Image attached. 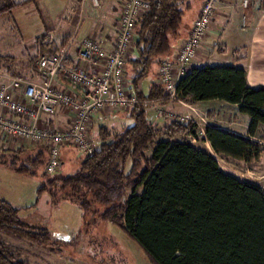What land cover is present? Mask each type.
Listing matches in <instances>:
<instances>
[{"label":"trees","instance_id":"16d2710c","mask_svg":"<svg viewBox=\"0 0 264 264\" xmlns=\"http://www.w3.org/2000/svg\"><path fill=\"white\" fill-rule=\"evenodd\" d=\"M145 1L149 8L136 23L127 63L137 102L126 118L133 124L108 126L110 118L95 122L93 154L82 157L73 176L55 177L48 181L50 189L44 186L40 190H47L55 202V187L59 188L82 209L84 219L93 205L103 206L97 219L121 226L151 264H264L263 188L224 173L212 155L184 140L195 127L193 122H158L146 111L153 103L223 101L237 105L239 113L248 116L247 134L254 137L260 127L264 133V88H250L240 68L203 65L179 79L175 101L153 82L144 92L152 65L169 54L171 40L178 36L192 0ZM28 2L35 0H9L0 8V15ZM2 60L8 57H0ZM204 132L203 141L215 155L243 162L260 156L258 147L247 139L210 126ZM43 154L29 157L25 163L11 154L10 165L35 175L44 163ZM0 230L13 231L41 246L49 243L45 229L26 224L17 209L1 198ZM0 264L25 263L15 261L0 244Z\"/></svg>","mask_w":264,"mask_h":264},{"label":"built area","instance_id":"2783aa9c","mask_svg":"<svg viewBox=\"0 0 264 264\" xmlns=\"http://www.w3.org/2000/svg\"><path fill=\"white\" fill-rule=\"evenodd\" d=\"M107 0H86L92 10L101 8ZM220 0H203L197 17L172 59L163 58L157 69V84L164 95L177 100L179 78L190 71L207 38ZM251 0H242L246 9ZM145 0H122L119 13V33L113 48L107 50L95 37L80 40L74 36L62 38L54 32L39 37V42L50 50L38 54L34 67L39 82L13 77L0 83V135L24 144L42 145L47 152L45 172L56 175L61 167V150L73 146L81 157H88L96 149V141L90 135L93 117H109L110 112L132 109L137 100L130 91L127 63L132 55L136 23L148 11ZM75 7H68L61 21L70 23ZM246 16L242 17V26ZM216 51L221 47H216ZM174 64L177 71L174 72ZM66 86H59V79ZM180 78V79H181ZM59 108L68 110V124L55 127L45 123L44 116L53 115ZM105 114V112H107ZM166 119L177 123L190 122L191 118L167 114ZM191 142L205 139L203 128L195 127Z\"/></svg>","mask_w":264,"mask_h":264},{"label":"rangeland","instance_id":"374dc122","mask_svg":"<svg viewBox=\"0 0 264 264\" xmlns=\"http://www.w3.org/2000/svg\"><path fill=\"white\" fill-rule=\"evenodd\" d=\"M193 1L198 0H192L191 2ZM88 8L92 10L89 6ZM195 10L196 6L191 5L188 10L184 11L183 17L185 16L186 18L184 17L183 19L187 20V17L193 15ZM6 24L10 33V39L13 41L11 47L14 48V50L22 51H24V48H30L32 37L26 35L23 36L21 40L16 32L10 30L11 24H9V22H6ZM44 30L45 29H42L43 32ZM70 30L69 28L68 31ZM22 51L13 54L14 56L17 55L20 57L21 54H23ZM3 52L6 51H0V53L4 54ZM37 52L38 51L29 52L33 64L36 55H38ZM215 52L218 53L217 51ZM214 56L215 55H213V57ZM221 57L222 56H220V58ZM210 64L213 65L217 63L210 62ZM18 65L19 60L15 62L2 60L0 62V69L4 71L7 69L18 70ZM20 69L26 70V67L22 66L19 70ZM31 69L32 73L37 74L34 65H32ZM206 109L209 108L196 109L199 117L195 114H181L165 110L164 108H159L156 104L149 105L146 111L151 119L153 118L151 117L153 113V120L160 118L164 120L167 118V114H177L189 118L193 117L197 119V122H200L199 125H195L204 129V124L212 125L213 123V118L209 119L210 116H206ZM128 111L130 110L110 112V117H106V119L103 120L106 121L109 118L112 120L115 119L113 123H111L112 120L109 119L110 123H108V126L115 125V127H120L121 125H132L133 123L130 119L126 118V113ZM119 112H124L125 116L116 117ZM223 112L224 114L222 113V115L225 121H228V117H231L234 113V111L230 109H225ZM107 113L108 111L105 112V114ZM96 122L100 121L97 120ZM94 125L95 121L91 123L90 135L97 141L93 128ZM259 134L264 135L263 132H259ZM257 137L252 143L258 147L260 156L258 160L250 162H243L230 157L215 155L210 149V146H206L201 138L195 140V142H191V138L187 136H184L183 139L189 142L194 148L206 151L212 155L217 161L219 168L224 173L240 181L257 184L264 190V141L261 140L262 136L258 135ZM68 147L69 148L61 152V167L58 173L49 176L45 172L47 152L42 145L24 144V146L21 147L20 143L17 141L0 135V198L16 208L18 216L26 224L34 227L39 226V228L45 229L49 234V243L41 246L25 238H21L13 231L0 230V244L4 245L7 252L15 261L25 264H68L70 260L67 255L77 257L74 264H151L141 247L121 226L97 219V215L104 211L103 206L93 205L91 207V213L87 214L84 219L82 209L75 203L66 199V194L60 192L59 188L55 187L57 190L56 196L58 198L55 202L52 200L53 198L49 195L47 190H40V188L44 186H46L47 189L51 188L48 185L49 180L55 177L67 178L73 176L79 169L82 160L77 158L80 155L75 147ZM42 150H45L44 158L42 159L44 163L38 167L35 175L19 172L10 165V160L12 159V157H10L11 154L18 156L19 163H25L26 159L29 158L28 154L30 151L39 153V151L41 152ZM137 193L140 194L141 189H139ZM85 223L89 226L86 227Z\"/></svg>","mask_w":264,"mask_h":264},{"label":"crops","instance_id":"0c3cea01","mask_svg":"<svg viewBox=\"0 0 264 264\" xmlns=\"http://www.w3.org/2000/svg\"><path fill=\"white\" fill-rule=\"evenodd\" d=\"M8 1L9 0H0V8H2V6ZM10 1L22 2L25 0ZM202 1L203 0L190 2V5L196 6V10L193 15L187 17V20L183 19L185 16L182 18L178 36L171 40L172 47L169 54L165 57H160L152 65L151 74L146 79V84L143 85L144 92H147V84L151 82L157 84V69L161 60L163 58L172 59L175 56L181 41L187 37L191 24L198 15ZM241 3L242 0H220L217 3L216 15L211 30L199 50L196 59L192 62L189 68L192 69L203 65H212L210 62L217 63L212 66H233L244 70L246 81L250 88H264V0H251L246 9L242 7ZM121 4L122 0H107L102 2L100 9L90 10L86 4V0H35V2H28L13 9L10 14L6 13L0 15V48L2 49H0V51H6L3 52L4 54L0 53V57H8L10 62L19 60L18 67H26V70H19V68H17L18 70L7 69L4 71L0 69V83L7 82L13 77L33 82L40 81L37 74L31 72V67L34 64L29 52H39L42 49L46 50L47 46L42 45L39 42V37L48 31L56 32V34L62 38L74 36L76 39L80 40L85 37H95L105 49H112L113 42L119 33L118 19ZM68 6L75 7V9L70 23H63L61 17ZM243 16H246L244 26H242ZM6 22L11 24L10 30L16 32L21 40L22 37L26 35L32 37L29 46L30 48H24V51H22L14 50V48L11 47L13 41L10 39V33L7 29ZM69 28L71 29L70 31H68ZM42 29H45L44 32ZM216 46L221 47V50L217 51L218 53L215 52ZM18 51H22L23 54H21L20 57L17 55L14 56L13 53H17ZM213 55L215 56L213 57ZM220 56H222V59ZM173 66L174 72H176L177 68L175 66L177 65L174 64ZM58 85L66 86L65 79L60 78ZM156 105L165 110L181 114H195L196 116L199 115L196 109H205L208 107L209 109L204 111L207 113L206 116H210L209 119L213 118V123L212 125L204 124V129L209 126L218 128L247 139L250 142L255 141L256 137L260 135L262 136L261 140L264 141V135L259 134V132H263L261 127L258 129L256 136H248L247 128L249 118L247 115L239 113L237 105H230L218 100L197 103H185L179 101L169 102L164 105ZM224 108L234 111L233 115L228 117V121H225V118H223L224 116L222 115V113L224 114L223 111H225ZM124 114V112H119L116 117L125 116ZM100 117L94 116L92 119L95 122L97 120L101 121L106 119ZM151 117L154 119L153 113ZM70 119L71 113L63 108H59L53 115H47L43 118L45 123L47 122L55 127H61L68 124ZM161 120L162 118L156 119L158 122ZM191 122L197 125L200 124V122H197V119L193 117L191 118ZM204 144L209 146L205 141ZM67 148L69 147H64L61 152ZM41 152L45 154V150H42ZM37 154L38 152L30 151L28 156L34 157ZM77 159L81 160L82 157L78 156ZM67 256L70 260L68 264H74L77 257Z\"/></svg>","mask_w":264,"mask_h":264}]
</instances>
